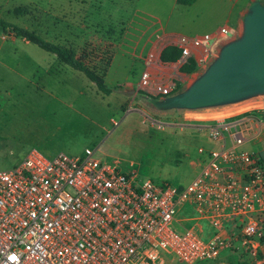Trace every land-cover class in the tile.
<instances>
[{
  "label": "built area",
  "instance_id": "2783aa9c",
  "mask_svg": "<svg viewBox=\"0 0 264 264\" xmlns=\"http://www.w3.org/2000/svg\"><path fill=\"white\" fill-rule=\"evenodd\" d=\"M228 34L181 36L179 63L202 48L195 63L203 68ZM140 87L161 99L178 90L149 70ZM202 121L219 148L199 149L205 159L185 187L140 180L91 149L84 157L32 149L0 171V264H163L164 255L202 264L225 252L264 264V156L246 148H264V103Z\"/></svg>",
  "mask_w": 264,
  "mask_h": 264
},
{
  "label": "rangeland",
  "instance_id": "374dc122",
  "mask_svg": "<svg viewBox=\"0 0 264 264\" xmlns=\"http://www.w3.org/2000/svg\"><path fill=\"white\" fill-rule=\"evenodd\" d=\"M134 1L129 4L134 10L148 6L142 0ZM256 2L264 5V0ZM80 6L79 0H0L2 21L74 48L81 60L105 75L106 85L113 90L110 95L102 94L83 73L0 27V171L14 168L32 149L48 156L63 152L73 157H84L85 150L91 149L102 163L136 173L140 180L187 186L205 159L199 149L219 148L205 129L209 122L202 120L262 104L264 94L196 111L164 110L163 100L151 98L157 96L139 85L140 61L133 52L129 56L122 52L141 40L138 26L129 29V21L114 13L118 5L111 2L92 5L87 15ZM84 22L86 31L80 30ZM176 26L173 20L171 27ZM243 35L244 30L231 42ZM219 49L203 68L196 67L195 75L187 77L188 84L174 77L181 88L175 95L206 73L220 57ZM169 65L177 74L180 65ZM130 89L135 94L130 95ZM246 148L263 147L250 144ZM163 264L179 263L164 255Z\"/></svg>",
  "mask_w": 264,
  "mask_h": 264
},
{
  "label": "crops",
  "instance_id": "0c3cea01",
  "mask_svg": "<svg viewBox=\"0 0 264 264\" xmlns=\"http://www.w3.org/2000/svg\"><path fill=\"white\" fill-rule=\"evenodd\" d=\"M142 1L148 6L136 8L135 10L129 6L130 3L135 2L134 0H79V4L81 5L80 8L83 9L81 12L87 15V11L92 5H102L106 2H111L118 5L114 13L119 15V18L122 17L129 21L128 28L134 25L138 26L137 30L142 35L141 40L134 47L128 46V50H123L122 52L126 56L133 52L135 60L140 61L142 69L139 81L142 74L149 70L155 82L167 83L174 81V77L178 75L184 84H188L187 77L195 74L182 73L183 64H180L179 60L173 63L174 65H180L177 74L171 72L169 63H164L161 60L163 51L170 46L178 48L177 42L181 36L201 37L205 34H217L220 29L227 28L231 37H225L220 41L218 48H220L219 50L223 49L244 30L245 19L251 10L254 0H195L192 5L179 4L178 0ZM173 20L177 25L175 29L171 27ZM179 29H182L184 33H179ZM80 30H87L85 22L80 26ZM130 49H132L131 52L129 51ZM202 52V48L193 49L194 55L192 59L195 61ZM150 55L155 58L154 65L148 63ZM129 93L130 95L135 94L131 89ZM152 95L155 96L153 93ZM151 111L158 110L152 109ZM255 151L260 152L264 156V148H258ZM227 253H232L233 255L226 256ZM249 259L250 257L243 252H225L217 262L218 264H231L230 262L234 261L233 264H238L249 262ZM177 263L179 262L177 261Z\"/></svg>",
  "mask_w": 264,
  "mask_h": 264
},
{
  "label": "water",
  "instance_id": "95a60500",
  "mask_svg": "<svg viewBox=\"0 0 264 264\" xmlns=\"http://www.w3.org/2000/svg\"><path fill=\"white\" fill-rule=\"evenodd\" d=\"M264 94V5L251 6L240 40L228 43L220 57L183 93L166 98L162 109L232 104Z\"/></svg>",
  "mask_w": 264,
  "mask_h": 264
},
{
  "label": "trees",
  "instance_id": "16d2710c",
  "mask_svg": "<svg viewBox=\"0 0 264 264\" xmlns=\"http://www.w3.org/2000/svg\"><path fill=\"white\" fill-rule=\"evenodd\" d=\"M194 1L195 0H178V3L182 5H192ZM0 27L6 34H10L16 38L24 40L25 42L38 46L45 52L55 55L61 64H64L75 71L83 73L92 83L96 85L98 91L102 94L110 95L113 92V90L109 88L105 83V75L92 69L85 61L81 60L78 57L76 50L72 47L49 42L41 38L35 32H31L27 29L5 23L1 19ZM180 57L181 50L177 47L170 46L163 51L161 60L164 63H176ZM196 67L197 65L195 61L193 59H190L187 64L183 65V67L181 68V72L186 74H193L197 69ZM180 90V85H178L177 91ZM150 97L159 100L158 97Z\"/></svg>",
  "mask_w": 264,
  "mask_h": 264
}]
</instances>
